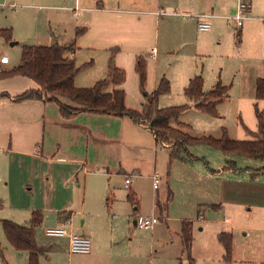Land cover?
Here are the masks:
<instances>
[{
	"label": "rangeland",
	"instance_id": "rangeland-1",
	"mask_svg": "<svg viewBox=\"0 0 264 264\" xmlns=\"http://www.w3.org/2000/svg\"><path fill=\"white\" fill-rule=\"evenodd\" d=\"M155 1L157 0H153ZM75 5V0H0V29L10 32L9 38L0 35V55L8 54L11 65H15L20 63L24 45L47 46L75 41L76 65L81 68L75 77L76 86L92 87L98 81L107 79L112 66L122 67L127 76L126 106L143 112L146 103L144 92L152 93L158 88L162 78H166L171 89L168 93L160 94L158 107L187 105L188 108L179 117L181 123L189 125L185 131L193 136L220 137L226 129L231 139H253L250 131L257 132L259 128L257 111L264 112V99L257 98V81L264 78V33L261 32V24H264V21L256 20L254 25H250L248 31H244L241 41L237 37L240 28L233 20L229 23V33L221 40L210 33L214 29L213 25L209 31H200L193 25L187 29L191 33L190 37L173 42L176 37L173 39L168 33L170 25L162 23L159 26L155 16L138 12H126L130 14L118 18L111 17L107 24L102 26L103 29H92L86 24H78L75 27L70 15L73 8H76ZM63 7L73 8L69 11ZM182 11L198 17L196 12ZM74 13L77 14V11ZM160 18L165 19L168 16ZM186 27L185 25V29ZM79 29L83 31L78 33ZM105 35L107 37H104ZM138 58H143L146 65L144 83L137 71ZM195 75L203 77L206 91L213 89L218 81L229 87V98L218 104L217 115L196 109L195 101L185 95V81ZM14 78L0 77V91H13L17 88ZM173 124L177 126L175 122ZM190 152L197 157L191 162L179 159L170 162L169 152L159 150L158 153L157 172L164 175L167 173L169 180L172 175V183L179 190L176 201L173 199L168 204L170 229L165 220H160L163 225L152 236L150 229H138L132 217H125L129 214L123 202L119 211L115 212L112 208L114 202L107 200L108 195L104 198L101 208L94 200H89V204H92L87 212H94V218L91 219L93 229H101L106 233V238L110 236V239H114L108 240V244L104 242L102 252L96 251L97 254L103 255V258L98 260L102 259L103 264H190L182 237L174 233L177 228L180 232L184 220H190L194 222L195 255L193 250L191 253L194 264H262L256 260H234L233 252L231 262L225 261L224 255L219 260L208 262V252L212 253L213 237L208 227L204 233L200 231V227L204 225L201 223L203 220L200 214L205 218L210 214L205 211L203 202H200L203 197L195 196L194 193L199 190L187 170L192 165L197 169H206V166H209L216 170L221 164L226 165L229 156L205 144L193 145ZM11 156L9 160L13 163L9 165L6 174L9 179L0 178V245L4 257H0V264H28V260L22 259L23 253H19L8 243L2 221L9 220L27 226L35 211H39L44 217L35 230L37 242L45 250L40 256L39 264H69L70 256L74 260L82 258L85 254H72L68 251L66 237H49L45 234L46 228L58 227V222L74 211L68 208L73 198L63 189L66 180L64 177L67 174L54 171L51 165L45 167L39 158ZM237 158L259 162L246 157ZM0 163L3 164V161L0 160ZM189 180H193L192 185ZM166 182L164 177L159 183L162 200L158 199L162 204L167 202L169 189L172 190L170 186L167 188ZM115 185L122 190H117L118 195L125 194V199L128 193L124 192V183L118 179ZM142 186L146 194H152L148 185L143 183ZM112 192L115 190L112 189ZM173 195L175 196L174 192ZM125 200L132 206V212H129L132 215L153 214L151 211L147 212L153 203L149 196L140 201L142 204L139 206H143L144 212L135 210V205L128 197ZM74 216L75 226L81 224L84 218L81 215ZM88 218L91 216L88 215ZM169 230L173 232L171 236ZM242 236L244 234L237 233V240L242 239ZM98 242L101 241L98 239ZM214 242H217L215 238ZM241 245L242 242H239L240 247ZM236 250L237 255L242 256L243 251L237 246ZM215 254L216 250H213V256L219 257V254Z\"/></svg>",
	"mask_w": 264,
	"mask_h": 264
},
{
	"label": "crops",
	"instance_id": "crops-1",
	"mask_svg": "<svg viewBox=\"0 0 264 264\" xmlns=\"http://www.w3.org/2000/svg\"><path fill=\"white\" fill-rule=\"evenodd\" d=\"M75 1L76 8L63 7V9L69 11L73 8L70 15L71 22H75V27L78 24H86L92 29H97V27L103 29L102 26L107 24V20L111 17L118 18L130 14L126 12H138L155 16L156 23L159 26L162 23L170 25L168 33L173 36V39L176 37L173 42L190 37L191 33L187 29L193 27V25L198 29V19L210 22L211 26L214 27L210 33L215 34L216 38L221 40L224 35L229 33V23L233 21L239 3V0ZM162 8L168 12L175 10L181 12H183L182 10L192 11L196 12L198 17L196 20L194 18L182 19L174 15L157 16L156 12ZM75 10L77 14L74 13ZM246 13L247 18L238 30L241 32V37L244 31H248L250 25H254L253 23L256 20L264 19V0H251V7ZM164 16H168V18L159 19V17ZM140 19L142 18L140 17ZM185 25L187 26L186 29ZM262 28H264V24H261V32L264 33ZM104 37H107V35ZM59 44L68 43L62 42ZM76 54L77 47L74 52L67 53L75 60V63ZM2 55L8 54L3 53L0 57ZM15 65H11L10 59L9 64L1 66L4 71H7L14 68ZM118 68L122 67L118 66ZM109 75L110 71L107 79ZM7 77H15L14 83L18 87L13 91H8V89L3 92L0 91V160L3 161V164L0 163V178L9 179L6 176L7 169L13 163L9 160L10 155L29 159L39 158L45 167L51 165L54 171H62L64 175L67 174L64 177L66 180L63 189L73 198L68 208L74 211L70 212L62 221H59L57 226H63L65 221L71 218L72 224L69 226V231L87 236L90 239L93 238L91 240V251L77 260L70 256L69 264H74L73 260L75 264H98V262L103 264L102 259L98 260L103 258V255L101 253L97 254L96 251L102 252L104 242L114 241V239H110V236L106 238V233L102 232L101 229H93L91 219L94 218V212H87L89 205L92 204H89V200H94L95 204L101 208L104 204V198L108 195L107 200L111 199L114 202L112 208L115 212L119 211L123 202L129 214L125 217H132L135 225L136 218L141 215L129 213L132 212V206H130V203L125 202V199L130 194L133 195L138 200L135 210L144 212L143 206L141 205V208L139 206L140 203L142 204L140 201H143L145 196H149L153 203L151 209L147 212H153L151 216H159L156 201L161 199V186L158 188L152 187L153 175L158 174L160 181L165 177L167 188L169 189L170 186L175 194V196L173 195L175 201L179 194V190L172 183L173 176L171 175L169 180L167 173L164 175V173L157 172L159 150H165L168 153L169 146L157 142L150 128L139 125L129 116L81 112L70 119H64L56 102L44 101L38 98L16 100L19 95L37 89L38 85L26 76L14 75ZM191 78L186 79L187 85ZM125 83L121 86L109 84L107 91L122 88L126 92ZM228 156L229 159L226 160V165L221 164L216 170L209 168V166H206V169H197L194 165L187 170L189 175L193 176L196 182L195 186L199 190V192L194 193L195 196L203 197L200 202H203L205 211L210 214L207 218L200 214L203 216L201 223L204 224L200 227V231L204 233L206 227H208L213 237L212 253L208 252V262L221 259L224 255V248L218 240V235L222 232H231L234 237V260L240 262L256 260L264 264V163L241 160L234 155ZM229 162H235L236 168H227ZM165 171L167 170L165 169ZM128 176L131 177L129 186L126 185L125 181ZM118 179L124 183L126 188L124 192L128 193L125 199V194L122 196L117 193V190L122 191L115 185ZM113 183L114 185H112ZM143 183L152 189V194H146L143 190ZM189 183L192 185L193 180H189ZM112 189L115 192L111 193ZM112 194L113 196H111ZM168 195L169 192L166 197ZM214 205L218 207H212ZM90 210H92V207ZM74 215H81L84 218L81 224L75 226L76 217ZM88 215L91 218H88ZM168 216L167 214L165 223L170 229L168 225L170 217ZM162 225L163 223L159 222L150 229L152 236ZM169 232L171 236L173 232L171 230ZM174 233L176 235L180 234L181 237V230L178 232V228ZM237 233L244 234L239 241L237 240ZM214 238L217 242H214ZM98 239L101 242H98ZM239 242H242L241 247ZM66 246L69 251L68 237H66ZM236 246L240 251H243L242 256L237 255ZM194 249L193 246V254ZM213 250H216L215 255L219 254V257L215 258L213 256ZM19 253H23L22 259L29 262L28 251H19Z\"/></svg>",
	"mask_w": 264,
	"mask_h": 264
},
{
	"label": "trees",
	"instance_id": "trees-1",
	"mask_svg": "<svg viewBox=\"0 0 264 264\" xmlns=\"http://www.w3.org/2000/svg\"><path fill=\"white\" fill-rule=\"evenodd\" d=\"M83 30L79 29L78 33ZM0 35L9 38V30L0 29ZM240 41L241 32H237ZM76 49L75 41L68 44L55 43L53 45H24L22 47L20 63L11 70L4 71L0 64V77L22 75L34 80L38 88L19 95L16 100L38 98L44 101L56 102L60 114L64 119H70L81 112L95 114H108L115 116H129L136 123L144 120L146 127L150 128L161 144L169 146L170 162L179 159L191 162L197 159L189 148L196 144H205L220 150L226 155L243 156L264 163V112H258L259 128L257 132L250 131L253 139L234 140L231 139L224 129L220 137L193 136L185 131L189 125L181 123L179 117L188 106H173L167 108L158 107L160 94L168 93L171 89L170 82L162 78L158 88L152 93H145L146 103L143 112L129 109L126 106V92L122 88L107 91V86H121L125 83L127 76L124 69L112 66L108 79L98 81L92 87H77L75 77L81 70L75 60L67 55ZM137 71L142 83L146 80V65L143 58H138ZM229 87L218 81L213 89H204V79L196 75L189 80L184 88V93L195 101L198 110L217 115V106L229 98ZM257 98L264 99V78L257 81ZM175 122L177 126L173 124ZM227 168H236L235 162H229ZM129 200L135 206L138 205L137 198L129 195ZM173 199V193L169 190L167 202L162 204L156 201L159 219L165 220L168 214V204ZM212 207H218L214 205ZM201 208H199L200 210ZM44 217L39 211L32 213L27 226L13 221L3 220V231L10 245L17 251H28V264H39L40 256L45 253L36 239V227L40 225ZM181 237L184 249L189 257L190 264H194L192 258L193 246V222L184 220L182 222ZM218 240L224 248V260L231 262L233 252V234L222 232ZM0 257H3V248L0 245Z\"/></svg>",
	"mask_w": 264,
	"mask_h": 264
},
{
	"label": "built area",
	"instance_id": "built-area-1",
	"mask_svg": "<svg viewBox=\"0 0 264 264\" xmlns=\"http://www.w3.org/2000/svg\"><path fill=\"white\" fill-rule=\"evenodd\" d=\"M251 7V0H239L237 12L233 17V20L236 22L237 27L241 28L243 25V21L247 18L246 12ZM157 16L163 15H174L181 16L183 18H197V16H193L189 13L179 12L177 10L168 13L165 9H160L156 12ZM264 21V19H262ZM211 23L198 19V29L200 31H209L211 29ZM10 63V58L8 55H2L0 57V64L6 65ZM144 120H141L139 125L145 126ZM126 185L129 186L131 182V177L128 176L126 178ZM160 183V176L158 174L153 175V185L154 188H158ZM203 218L202 215H200ZM160 222L158 216H138L135 220V226L141 230L152 229L157 223ZM72 224L71 218H68L63 226L58 227H49L46 228L45 234L49 237H68L69 239V252L72 254H87L91 251V239L87 236L79 235L74 232L69 231L68 226Z\"/></svg>",
	"mask_w": 264,
	"mask_h": 264
}]
</instances>
